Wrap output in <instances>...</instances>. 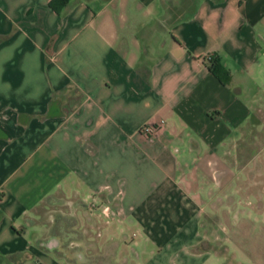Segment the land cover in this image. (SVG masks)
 Listing matches in <instances>:
<instances>
[{
	"label": "crops",
	"instance_id": "obj_1",
	"mask_svg": "<svg viewBox=\"0 0 264 264\" xmlns=\"http://www.w3.org/2000/svg\"><path fill=\"white\" fill-rule=\"evenodd\" d=\"M49 1L0 0V264H194L264 149V0Z\"/></svg>",
	"mask_w": 264,
	"mask_h": 264
},
{
	"label": "rangeland",
	"instance_id": "obj_2",
	"mask_svg": "<svg viewBox=\"0 0 264 264\" xmlns=\"http://www.w3.org/2000/svg\"><path fill=\"white\" fill-rule=\"evenodd\" d=\"M259 79L263 80L264 74ZM259 130L258 144L264 142V128ZM214 202H217L218 210L208 214L209 221L203 223L202 228L204 237L194 248L209 254L194 261V264H264V149L256 165L243 170ZM72 247L65 246L60 252ZM149 249L146 247L141 252L132 244L126 254L128 259L133 258L130 263L123 259L125 255L110 261L106 247L95 264H134L136 254L141 263L147 260L149 254L146 251ZM62 264L82 262L62 261Z\"/></svg>",
	"mask_w": 264,
	"mask_h": 264
},
{
	"label": "trees",
	"instance_id": "obj_3",
	"mask_svg": "<svg viewBox=\"0 0 264 264\" xmlns=\"http://www.w3.org/2000/svg\"><path fill=\"white\" fill-rule=\"evenodd\" d=\"M68 0H50L48 6L55 12H58ZM208 70L212 75H214L218 81L223 84H226L229 80L228 71L219 63L217 58L209 57L208 58Z\"/></svg>",
	"mask_w": 264,
	"mask_h": 264
},
{
	"label": "built area",
	"instance_id": "obj_4",
	"mask_svg": "<svg viewBox=\"0 0 264 264\" xmlns=\"http://www.w3.org/2000/svg\"><path fill=\"white\" fill-rule=\"evenodd\" d=\"M158 126L152 123H146L142 125L139 132L144 136H153L157 131Z\"/></svg>",
	"mask_w": 264,
	"mask_h": 264
}]
</instances>
